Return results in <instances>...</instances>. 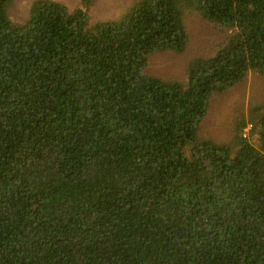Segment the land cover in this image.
<instances>
[{"label": "trees", "instance_id": "1", "mask_svg": "<svg viewBox=\"0 0 264 264\" xmlns=\"http://www.w3.org/2000/svg\"><path fill=\"white\" fill-rule=\"evenodd\" d=\"M14 5L0 0V264H264V102L229 141L202 127L264 78V0H139L96 24L49 5L17 23ZM195 14L220 27L213 52L185 81L148 73Z\"/></svg>", "mask_w": 264, "mask_h": 264}, {"label": "rangeland", "instance_id": "2", "mask_svg": "<svg viewBox=\"0 0 264 264\" xmlns=\"http://www.w3.org/2000/svg\"><path fill=\"white\" fill-rule=\"evenodd\" d=\"M137 1L139 0H15L10 17L17 23H24L49 5L51 8L85 9L89 14L90 24H96L121 17ZM187 27L190 40L186 49L178 53L155 52L148 64V73L166 76L164 77L166 79L172 77L185 81L189 60L213 52L215 42L221 37L218 25L195 14L189 17ZM223 97L212 105L208 111L206 124L202 127L211 132L210 137L226 142L231 139V123L240 113L237 110L246 111L250 105L264 102V78L252 74L242 85L233 88ZM248 130H245L246 134Z\"/></svg>", "mask_w": 264, "mask_h": 264}]
</instances>
